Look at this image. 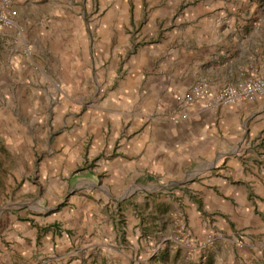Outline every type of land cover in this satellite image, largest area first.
Listing matches in <instances>:
<instances>
[{"label":"rangeland","instance_id":"374dc122","mask_svg":"<svg viewBox=\"0 0 264 264\" xmlns=\"http://www.w3.org/2000/svg\"><path fill=\"white\" fill-rule=\"evenodd\" d=\"M10 1L18 17L0 32V221L14 214L32 227L19 255L0 224V255L20 256L21 264H264V211L254 192L215 198L195 184L192 167L112 191L96 169L124 140L108 134L134 59L155 44L169 46L173 29L188 32L192 10L206 6L234 18L224 29L264 31V0H183L156 23L152 9L162 0ZM16 58L33 63L35 81L25 72L3 84ZM263 74L243 71L237 83ZM66 142L79 156L64 165ZM92 175L107 203L84 192ZM86 200L96 204L93 217Z\"/></svg>","mask_w":264,"mask_h":264},{"label":"crops","instance_id":"0c3cea01","mask_svg":"<svg viewBox=\"0 0 264 264\" xmlns=\"http://www.w3.org/2000/svg\"><path fill=\"white\" fill-rule=\"evenodd\" d=\"M182 1L162 0L152 9L150 22H160ZM230 5L226 2V7ZM211 6H206L205 11L192 10L188 32L173 29L165 41L169 46L155 44L130 64L126 81L117 93L121 99L117 100L120 109L113 115L116 126L108 134L115 139L123 135L124 140L113 157L102 159L97 174L104 175L102 182L114 191L125 182L175 177L192 167L196 168L195 184L209 189L215 198L243 200L254 192L264 211V97L241 100L231 106L205 107L198 93L203 89L213 98L222 87L241 80L243 71H264V31L259 26L249 31L244 26L235 31L224 29L230 23L227 21L234 18L208 12ZM260 22L264 23V17ZM14 64L9 67L8 76H2L3 84L16 82L18 74L22 79L25 72L35 81L31 61L26 64L16 58ZM103 139L100 137V146ZM65 146L64 165L75 163L78 148L73 151L67 142ZM51 166L58 172L62 162H52ZM96 176L92 175L94 185L84 192L96 191L97 197H106L103 202L107 203L108 191L94 188L100 179ZM85 204L93 217L91 208L96 204L87 200ZM74 213L81 214L79 207ZM28 220L23 222L10 214L0 221L4 232L10 231L14 236L11 239L17 240L10 246L19 255L24 250V231L31 233L32 220ZM20 258L4 253L0 264H21Z\"/></svg>","mask_w":264,"mask_h":264},{"label":"built area","instance_id":"2783aa9c","mask_svg":"<svg viewBox=\"0 0 264 264\" xmlns=\"http://www.w3.org/2000/svg\"><path fill=\"white\" fill-rule=\"evenodd\" d=\"M18 12L11 6L10 0H0V32L17 26ZM199 96L204 99V106H231L241 100H253L264 97V74L261 77L250 78L236 85L224 86L213 98H209L205 90H200Z\"/></svg>","mask_w":264,"mask_h":264}]
</instances>
